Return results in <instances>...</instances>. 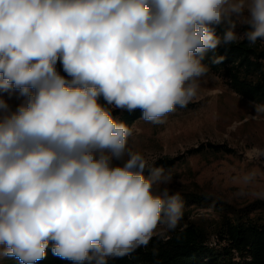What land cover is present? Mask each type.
Segmentation results:
<instances>
[{"label":"clouds","instance_id":"1","mask_svg":"<svg viewBox=\"0 0 264 264\" xmlns=\"http://www.w3.org/2000/svg\"><path fill=\"white\" fill-rule=\"evenodd\" d=\"M245 40L264 41V0H0V257L36 264L51 243L61 259L108 264L170 239L185 214L174 174L112 110L166 123L207 83L206 54ZM232 182L231 199L264 200L261 167Z\"/></svg>","mask_w":264,"mask_h":264},{"label":"rangeland","instance_id":"2","mask_svg":"<svg viewBox=\"0 0 264 264\" xmlns=\"http://www.w3.org/2000/svg\"><path fill=\"white\" fill-rule=\"evenodd\" d=\"M246 30V26L236 29L241 34ZM216 32L222 35L223 28H217ZM244 42L249 47H264V41L258 40L251 46L247 40L239 43ZM217 53L218 50L210 51L205 56L204 63L210 66V73L197 97L187 107H178L168 114L166 123L153 125L140 120L142 114H128L118 108L112 110V115L128 125L135 123L133 146L144 151L150 163L173 172L168 187L183 196V219L204 231L207 245L221 259L227 263H245L252 260L251 250L246 244L242 250L236 248L235 227L264 225V200L252 196L231 199L237 190L232 178L254 164L264 169V159L249 162L244 157L253 146L264 148V114L256 119L249 117L255 115L256 104H264V60L248 70L238 62L213 63ZM57 68L66 75L59 63ZM4 99L14 110L24 98L15 93L11 97L4 94ZM100 102L104 103L102 98ZM145 175H149L147 170ZM212 237L216 238L215 246H210ZM155 238L140 248L152 246ZM245 240L247 237L242 239L243 243ZM136 250L127 257H132ZM0 264L21 262L0 257ZM36 264L76 262L53 255L50 243L45 258Z\"/></svg>","mask_w":264,"mask_h":264},{"label":"trees","instance_id":"3","mask_svg":"<svg viewBox=\"0 0 264 264\" xmlns=\"http://www.w3.org/2000/svg\"><path fill=\"white\" fill-rule=\"evenodd\" d=\"M216 50H218L216 57H224L220 63L238 62L248 70L264 60V47H249L245 42L221 44ZM126 113L142 114V111L136 109ZM167 165L170 166L168 163ZM243 227L240 224L235 227L234 235L238 240L236 248L242 250L245 244L248 245L252 256L250 262L227 263L214 251V248L207 245V236L200 227L182 219V230L178 227L169 233L170 239L163 240L156 237L152 246L137 249L132 257L109 259L108 264H264V225H251L246 229ZM244 237H247L245 243L242 241Z\"/></svg>","mask_w":264,"mask_h":264}]
</instances>
